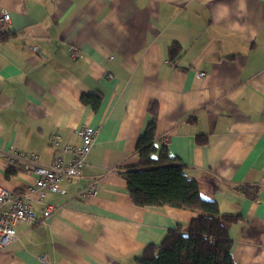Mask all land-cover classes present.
I'll return each instance as SVG.
<instances>
[{"label":"crops","instance_id":"1","mask_svg":"<svg viewBox=\"0 0 264 264\" xmlns=\"http://www.w3.org/2000/svg\"><path fill=\"white\" fill-rule=\"evenodd\" d=\"M3 11L12 31L0 44V186L23 193L36 181L11 172V150L50 165L82 144V126L100 132L64 193L33 196L36 220L16 225L0 264H137L189 225L192 211L135 206L120 174L139 165L151 102L158 149L203 199L239 216L227 225L234 263L264 264V0H0ZM91 94L96 109L81 102ZM93 182L97 194L81 196ZM45 204L56 208L48 217Z\"/></svg>","mask_w":264,"mask_h":264},{"label":"trees","instance_id":"2","mask_svg":"<svg viewBox=\"0 0 264 264\" xmlns=\"http://www.w3.org/2000/svg\"><path fill=\"white\" fill-rule=\"evenodd\" d=\"M2 40L3 37L0 44ZM180 51V46L174 44L170 55L173 57ZM81 102L96 109L101 96L84 95ZM148 115L150 121L136 147L139 165L120 170L129 195L139 208L167 206L197 215L186 228L178 226L159 245L148 246L137 264H235L227 225L237 222L239 216L222 214L217 203L203 199L198 183L186 175L184 166L169 155L166 146L158 149L157 102L150 103ZM198 143L204 145L206 139L198 138ZM241 190L246 192L245 188Z\"/></svg>","mask_w":264,"mask_h":264},{"label":"built area","instance_id":"3","mask_svg":"<svg viewBox=\"0 0 264 264\" xmlns=\"http://www.w3.org/2000/svg\"><path fill=\"white\" fill-rule=\"evenodd\" d=\"M12 31L11 16L7 11L0 15V38L10 34ZM77 49L72 48L71 56L76 57ZM204 77V73H199ZM100 129L91 126H82L77 130V135L82 140L79 147H67L59 149V154L50 165H44L40 157L34 153H26L19 150H11L10 164L13 172L20 171L32 173L36 176L35 184L27 187L23 193H15L0 186V251L7 248L18 239L16 225L18 223L35 222L32 211L33 196L37 195L40 203H45L48 193H64L63 185L68 181L80 177L86 165V160L92 148L95 146ZM60 137L53 136L52 144L59 148ZM72 155L70 162L65 163L62 153ZM99 186L97 182L91 183L80 195L84 198L95 196ZM56 211L52 205H46L44 216L48 217ZM40 260L47 263L44 257Z\"/></svg>","mask_w":264,"mask_h":264}]
</instances>
